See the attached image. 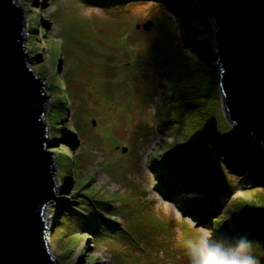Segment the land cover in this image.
Segmentation results:
<instances>
[{
    "label": "rangeland",
    "instance_id": "rangeland-1",
    "mask_svg": "<svg viewBox=\"0 0 264 264\" xmlns=\"http://www.w3.org/2000/svg\"><path fill=\"white\" fill-rule=\"evenodd\" d=\"M16 1L25 10V47L31 55L28 64L47 82L44 88L50 97L44 114L50 139L47 148L55 151L54 171L59 182L56 193L60 196L44 209V217L49 216L46 237L52 256L61 264H192L194 246L220 248L213 240V217L199 223L203 209H190L186 216L176 203L196 195L188 184L190 177H182L170 168V189L158 173L164 163H153L155 157L170 156L169 149L180 140L174 132L176 126L159 122L158 108L164 98L172 102L181 89L172 86L168 77L157 75L159 69L145 55L157 36L166 33L174 42L182 37L187 52L197 58L200 45L186 37L187 26L195 27L199 29L197 41H205L212 49L211 67L219 84L217 31L210 14L199 7L207 19L199 16L185 22L182 32L178 28L180 16L187 20V4L199 6L194 0H179L180 15L164 3L155 11L152 0L116 14L87 0ZM42 19L46 29L41 26ZM148 20L153 21L151 30L136 28L134 38L129 34L136 24ZM106 50L119 54L109 56ZM59 57L61 62L54 65ZM123 61L137 64L136 70L141 64H150L147 72L156 70L151 76L163 83L146 79L144 73L142 77L137 75L130 66L121 67ZM218 89L226 114L220 84ZM64 104L67 115L62 119ZM221 125L223 131L228 129L224 122ZM65 126L71 131L76 129L75 137H69L72 144L58 136L59 128ZM233 129L237 130L235 126ZM235 134L250 143L247 133L237 130ZM123 147H127L126 152ZM231 148V155L240 163L237 167L226 166L233 190L225 194L226 202L220 210L226 219L224 233L237 229L234 216L228 212L233 202L239 198L250 200L264 190L248 177L249 169L241 163V149ZM188 153V148L180 145L172 158L181 160ZM70 182L74 189L72 185L64 189L62 185ZM160 184L169 191V199L159 190ZM61 201L68 208H83L82 215L70 209L75 217L69 214L64 218L68 211H59ZM110 225H117V230Z\"/></svg>",
    "mask_w": 264,
    "mask_h": 264
},
{
    "label": "water",
    "instance_id": "water-1",
    "mask_svg": "<svg viewBox=\"0 0 264 264\" xmlns=\"http://www.w3.org/2000/svg\"><path fill=\"white\" fill-rule=\"evenodd\" d=\"M196 2L216 25L226 115L264 146V0ZM24 11L16 0H0V264H61L50 252L44 217L60 197L55 151L47 148L50 97L27 61ZM136 27L149 31L153 21Z\"/></svg>",
    "mask_w": 264,
    "mask_h": 264
},
{
    "label": "trees",
    "instance_id": "trees-1",
    "mask_svg": "<svg viewBox=\"0 0 264 264\" xmlns=\"http://www.w3.org/2000/svg\"><path fill=\"white\" fill-rule=\"evenodd\" d=\"M87 1L91 4L102 6L107 12L116 14L128 12L133 5L149 0ZM152 1V3L156 4L153 6L155 11L156 9L159 10V5L164 3L178 15L181 14L179 0ZM189 4H187V9L184 12L187 20H183L182 14L179 19L178 28L182 32L184 31L185 22L199 16L204 20L207 19L205 14L201 13L199 7ZM42 21L41 26L46 29L45 21L43 19ZM132 28H135V31L131 30L129 34L134 38L138 29L136 30V26ZM187 28L186 37L188 39H191L189 36L192 37L195 43L200 45V52L197 58L193 59L194 57L187 52L188 50L185 48V42L182 37L181 40L174 42L166 33H163L161 37L157 36L153 44L149 45V49H145V55L149 56V63L155 65L156 69L158 68L160 71L157 75L168 77L172 86H178L181 89L178 97L172 98L174 99L172 102L164 98L161 108H158L161 117L159 122L162 125L163 123L172 125V128L176 126V128L174 127V132L177 133L180 140L174 147L169 149V152L172 150V153H168L170 156L165 154L163 159L155 157L153 163H159L160 165L164 163L163 167H158V172L160 171L162 178L167 181L170 189H173V181L168 180L169 168H174L175 172L182 177H190L188 184H190L193 193L196 195L184 199L183 205L195 211H199V208L203 209L201 210V218L203 220L213 217L214 239L224 251L229 254L239 253L241 240L246 238L249 244L247 254L257 257L261 264H264V190L250 200L239 198L233 202V207L228 212L231 211L230 213L234 216L233 219L237 223V229L225 232L226 235H222L225 234L223 228L226 224V219L220 211L226 202L225 194L233 190L230 172L226 166L237 167L240 163L237 158L234 159L231 155V147L238 146L241 149L244 153V160L241 163L244 164L245 168L249 169L248 177L264 187V146L247 130H240L239 132L243 131L250 136L251 141L249 144H246L235 134L237 132V130L233 129L235 124L232 126V122H230L223 111L216 71L211 67V62L214 60L211 56L212 49L205 44V41H197L198 37L196 35L199 29L189 27V25ZM141 30L144 31L143 28ZM115 53L118 52L106 50V55H115ZM34 55L37 56V54ZM56 61L60 63L61 58L59 57V59L55 60L54 65H56ZM119 65L121 67L130 66V70H136L135 67L137 66V64L129 61L120 62ZM151 65L149 64L148 66L151 67ZM142 66L141 64L140 69L136 70L137 75L142 77L144 73L147 76L146 79L152 78L151 81L159 79L151 76L155 75L156 70L148 73V66L144 67V65L143 68ZM67 76L68 73L66 78ZM157 82L163 83L161 79ZM65 106L64 104L63 111L65 115L62 119L66 118L67 115ZM79 115L80 112H77L76 122L78 123ZM222 122L228 128L225 131L221 127ZM59 131L58 136L61 137L60 139L72 144V138L69 137L71 135L75 137L76 129L71 131L65 126V129L60 127ZM180 145L188 148L189 155L181 160L174 161L172 157L175 155L176 148ZM71 185L70 182L64 183L62 186L65 189ZM72 186L74 189L75 185L73 184ZM162 189L165 193L169 192L165 186H162ZM59 208V211L62 209L65 212L68 211L63 214L64 218L70 214V209L80 214L84 211L83 208L78 206L68 208L65 201H61ZM97 211L99 214L102 212L100 209ZM70 215H72V218L75 217L73 214ZM113 220L117 221L116 218H113ZM102 226L104 227L105 225L102 224ZM105 232L107 233V231ZM92 263L90 262V264Z\"/></svg>",
    "mask_w": 264,
    "mask_h": 264
},
{
    "label": "clouds",
    "instance_id": "clouds-1",
    "mask_svg": "<svg viewBox=\"0 0 264 264\" xmlns=\"http://www.w3.org/2000/svg\"><path fill=\"white\" fill-rule=\"evenodd\" d=\"M249 244L245 239L241 240L239 253L229 254L223 249L208 245L194 246L192 248V264H261L260 260L247 254Z\"/></svg>",
    "mask_w": 264,
    "mask_h": 264
},
{
    "label": "bare ground",
    "instance_id": "bare-ground-1",
    "mask_svg": "<svg viewBox=\"0 0 264 264\" xmlns=\"http://www.w3.org/2000/svg\"><path fill=\"white\" fill-rule=\"evenodd\" d=\"M172 170H174V168H173ZM174 171H175V170H174ZM158 173H160V171H159Z\"/></svg>",
    "mask_w": 264,
    "mask_h": 264
}]
</instances>
